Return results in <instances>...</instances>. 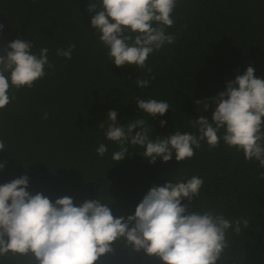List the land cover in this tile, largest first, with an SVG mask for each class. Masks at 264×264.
Masks as SVG:
<instances>
[{
  "label": "trees",
  "instance_id": "1",
  "mask_svg": "<svg viewBox=\"0 0 264 264\" xmlns=\"http://www.w3.org/2000/svg\"><path fill=\"white\" fill-rule=\"evenodd\" d=\"M92 3L99 6V0H0V55L9 42L28 39L34 53L48 48L54 65L31 88L9 89L14 99L0 109V140L5 144L0 163L6 161L0 185L27 175V191L33 195L42 193L53 202L68 196L74 204L98 199L114 217H126L152 186L195 175L205 186L192 210H211L230 222L248 221L239 233L228 229V247L217 264H264V179H257L264 168L257 161H246L221 140L216 148L201 141L190 159L178 162L173 153L170 161L157 158L151 164L143 147L128 143L127 155L116 162L112 156L119 145L105 137L109 110L117 112L121 125L144 115L153 140L176 129L196 133L190 119L204 115L211 120L216 106L211 98L225 90L227 81L249 66L264 79V0H177L175 23L166 28L175 43L148 57L151 73L109 61L108 50L92 33L95 12L87 11ZM69 44L75 45L71 59L56 55ZM140 76L155 79L139 88L132 81ZM137 98L164 100L170 109L147 117L138 111ZM100 144L107 147L103 156L96 152ZM112 248L96 264H160L123 241ZM0 264L33 262L9 253L0 256Z\"/></svg>",
  "mask_w": 264,
  "mask_h": 264
},
{
  "label": "clouds",
  "instance_id": "2",
  "mask_svg": "<svg viewBox=\"0 0 264 264\" xmlns=\"http://www.w3.org/2000/svg\"><path fill=\"white\" fill-rule=\"evenodd\" d=\"M176 6L177 0H99V6L89 4L87 11L95 12L90 20L95 29L92 33L108 50L110 62L116 67L135 66L151 73L148 57L175 43L176 37L166 28L175 23L172 13ZM32 48V41L18 38L9 42L0 55V109L14 99L9 95L11 87L31 88L45 77L46 67L54 70L48 60L49 49L41 48L37 54ZM74 48V44L58 48L56 55L71 59ZM254 72L253 67H247L243 74L226 82L224 91L211 98L216 105L211 120L204 115L195 121L190 119L196 133L176 129L169 135H156L153 140L144 115L121 125L117 112L109 110L105 137L119 145L112 159L123 160L130 143L143 147V157L150 164L157 158L168 162L173 153L181 162L194 156L201 141L216 148L223 140L228 147L242 152L246 161H257L264 168V79ZM150 79L140 76L132 82L145 88ZM135 104L147 117L163 116L170 109L164 100L137 98ZM208 108L206 101L205 111ZM43 118L47 119L48 114ZM165 123L161 120L160 126ZM99 126L103 128L104 123ZM221 129L223 134L218 135ZM2 150L5 144L0 140ZM96 152L103 156L107 147L100 144ZM5 163H0V169ZM257 179H264V172ZM28 183V176L22 175L0 185V256L18 254L29 257L33 264H96L113 251L117 241H123L132 251L142 250L157 258L160 264H217L228 247V229L239 233L241 225L248 224L243 218L230 222L211 210H192V201L205 186L204 179L195 175L152 186L134 214L126 217H114L108 205L98 199L74 204L72 198L64 196L53 202L42 193L33 195L27 191Z\"/></svg>",
  "mask_w": 264,
  "mask_h": 264
}]
</instances>
